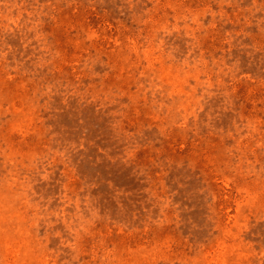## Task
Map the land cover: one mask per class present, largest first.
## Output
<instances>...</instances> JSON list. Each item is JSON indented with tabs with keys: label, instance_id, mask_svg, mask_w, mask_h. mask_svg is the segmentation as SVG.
<instances>
[{
	"label": "rangeland",
	"instance_id": "obj_1",
	"mask_svg": "<svg viewBox=\"0 0 264 264\" xmlns=\"http://www.w3.org/2000/svg\"><path fill=\"white\" fill-rule=\"evenodd\" d=\"M0 264H264V0H0Z\"/></svg>",
	"mask_w": 264,
	"mask_h": 264
}]
</instances>
